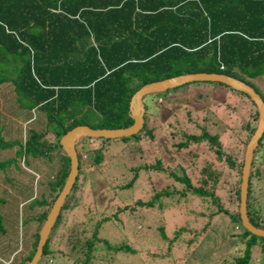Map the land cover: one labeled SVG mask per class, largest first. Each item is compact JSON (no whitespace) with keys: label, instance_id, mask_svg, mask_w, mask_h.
I'll use <instances>...</instances> for the list:
<instances>
[{"label":"trees","instance_id":"16d2710c","mask_svg":"<svg viewBox=\"0 0 264 264\" xmlns=\"http://www.w3.org/2000/svg\"><path fill=\"white\" fill-rule=\"evenodd\" d=\"M192 72L237 78L251 86L264 103V0H0V85L8 89L0 94V181L1 174L7 173V183L19 178L17 166L22 155L24 162L42 168L33 173L37 178L35 192L26 199V244L16 253L14 249L6 257L0 256V264H26L35 252L39 228L69 169L60 136L80 124L91 128L128 126L132 123L129 100L140 86ZM189 83L200 84L196 90L201 101L193 109L186 105L185 112L183 101L175 94L170 98L162 94L177 86L156 93L154 103L159 99L160 110L171 112L166 124L159 119L160 112L147 108L143 97V125L135 133L79 139L75 180L36 264H108L118 252L135 250L127 238H122L126 236L112 243L100 235L105 221L117 218L116 212L125 207H116L112 215L98 212L96 218L89 206L83 212L85 202L100 195L94 189L88 195L83 188L85 154H92L93 168L102 164L106 154L116 158L117 168L110 170L109 176H100L101 183L109 179L106 186L112 187L114 197L133 186L143 173L141 195L147 190L150 195L135 200L139 208L152 211L174 205L186 211V204L195 198L207 202L206 208H213L194 236L208 228L211 218L226 214L240 229L234 243L240 253L227 264H264V237L244 229L238 213L242 149L256 126V106L246 93L222 82L183 84ZM217 89L230 94L229 105L240 106L244 116L238 130L228 127L237 139L227 148L222 147V134L227 131L223 123L230 116L225 117V108L213 105L220 96L215 93ZM181 116L185 119L179 120ZM11 122L21 125L22 134L16 139ZM162 131L170 140L180 136L171 143L175 153L187 149L189 156L196 157L197 151L189 146L197 143L207 154L205 160L198 156L184 163L173 153L164 155L169 139L160 134ZM157 137H163V150L154 145ZM263 142L264 129L252 152L246 192V215L261 228L264 170L260 164L264 161L259 157ZM213 161L224 164L214 168ZM197 162H201L198 175H190ZM111 163L105 172L114 166ZM37 171H42V176H36ZM120 174L122 181L117 179ZM154 176L168 179V185L154 187ZM147 181L152 182L150 189ZM171 195L173 202L166 201ZM68 213L75 218L69 220ZM199 214L204 216L203 211ZM184 228L174 229L170 238L160 224L166 251L158 253L159 257L169 256L175 264L190 257L193 237H184ZM181 244L185 246L181 256L170 254L169 250L182 248Z\"/></svg>","mask_w":264,"mask_h":264},{"label":"rangeland","instance_id":"374dc122","mask_svg":"<svg viewBox=\"0 0 264 264\" xmlns=\"http://www.w3.org/2000/svg\"><path fill=\"white\" fill-rule=\"evenodd\" d=\"M261 84L262 89H264V82H262ZM199 85L200 84L194 85L193 83H189L186 85L183 84L181 86H177L174 91L168 90L167 92L162 94H164L168 98H170L171 94H175L174 97L177 98L178 101H183L181 104L183 107V112H185V110L187 109L186 105L189 104L193 109L201 101L200 92L196 90V86ZM6 87L7 86H5V84L0 85V94L8 90ZM215 93H218V95L220 96L217 97L213 105L225 108L224 110L227 113L225 117L228 115L230 116L229 120H226V123H223V127L227 128V131L225 132V134H222V147L227 148L229 145L232 146L235 143V140L237 139L234 134V131L229 130L228 127H232V130H238L241 126L242 118L244 116L243 113L239 112L241 111L239 105V108H235L234 106L229 105V101L231 100V98L229 97L230 94L226 93V91L222 92L221 89H217ZM156 96V93L146 94L144 96V103L148 109H152V111L154 112H160L159 119L165 121L166 124V121L169 120L171 117V112L165 111V109L160 110V107L157 105L158 101L160 102V100L158 99L157 103H154ZM168 100L169 99H166V102ZM9 108H11L10 112H14L11 106H9ZM235 114L237 115V117L235 116ZM231 115L234 118L230 119ZM181 118L185 119V117L181 116L179 120H181ZM11 123L14 124L13 133L15 135L13 137H15L16 139L22 134L21 125L17 123L19 125L17 127V125H15L16 122ZM189 126H192V123ZM160 134L164 135L165 132L162 131L160 132ZM164 137L168 138L167 135H164ZM161 138L163 137H157L156 142L154 144L157 146V148L160 149H162L163 146ZM178 138H180V136L173 138L172 140L168 138L169 140L168 142H166L167 148L165 150L162 149L163 151H165L164 155L172 156L173 153L177 161L182 160V162L184 163H189L192 159L196 160L198 156L199 159L205 160L204 156H206L207 154L204 149L201 150L202 146L197 143H194L189 146L191 147V149H195V151H197L196 157H193L191 155L189 156L187 149L181 151L180 154L175 153L173 147H171V143L172 141H177ZM75 147H77V145ZM244 147L245 145L242 149V155ZM111 149H114L113 144H111ZM9 150L10 149H8V153ZM261 151H263V153L260 154L259 158L261 159V161H264V144L260 152ZM84 154L82 153V155ZM92 161V154L84 155L85 165L83 166V173L85 177L82 184L83 188H85L88 192V195L90 194L89 190L91 189L97 190L100 195H97V198L94 197L92 199L93 201L89 200L88 202H85V205L83 206V212L86 210L85 207L89 206L91 213H93L96 218V213L98 212H103L105 214L112 215L116 207L119 209L125 207L124 209L122 208L119 212H116L117 218L112 217L111 220L108 219L107 221H105V223L100 229V235L106 237L112 243L120 241L121 236H126L122 238H127L128 241L132 243V247L135 249L134 252H127L123 250L118 252L117 254H115L112 262H109L108 264H175L171 257L166 255L159 257L157 255L160 252L166 251V246L164 245V243H161L164 241H161L162 236L160 235L158 229L160 224H163V227L165 229L164 231L166 235H168L170 238H172V231L180 226L185 227L183 230L184 237H193L192 244L190 245V257L186 261L184 260L179 262V264H227L229 262H232L234 255H238L240 253V250L236 249L234 246V243L237 239L236 234L240 231V229L236 227L233 222L230 221L229 217L226 214H220L211 218L207 226L208 228L205 229V231L201 232L198 236H194V233L200 232L202 230V223L207 220L205 215H207L211 208H213L211 206H209V208H206L208 207L207 202H200L195 198L191 200L188 204H186V211L183 207L178 208L174 205H168L167 207L162 209L154 208L152 209V211L146 210L144 208H139L135 204V200L140 196L145 199V197L150 195V192L148 190L145 195H141L142 191H140V189L142 186L141 182L143 181L141 176H144V174L142 173L139 176V179H137L133 186L127 189L124 188L123 190H120L118 193L119 196L114 197V194L111 192L113 191L112 187H107L109 179H106L104 184L101 183L102 180L100 176L102 177V175H110V170L115 169L116 158L112 160L111 156L109 154H106L104 156V159L102 160V164H100V166L98 167L96 166V168H93V166L90 165ZM112 161H114L115 163ZM14 162L17 163L16 160ZM109 163L113 164L114 166H110V169L107 170V173L105 172L104 168H106ZM200 163L197 162L192 165L193 167L191 169L190 175H198V171L201 168ZM212 164L214 168H219L218 166L224 163H222L221 161H217L215 164L213 161ZM17 169H20L19 178L15 181L10 180L9 183H7L8 180H6L5 178V175L9 173L5 175L1 174V176L3 177V181H0L1 257H6L14 249H16V251L14 252L16 253L22 248L23 245L26 244L28 238V208L26 199L29 197V195L35 192L37 178H33V173L37 169L40 170L42 168H38L33 164V162H24V158L22 155V160L20 163H18ZM260 169L264 170V163L260 164ZM92 170H98L100 174L93 172ZM35 174L36 176H38L39 174L42 176L43 172L41 171L40 173V171H37V173ZM125 175L126 178L129 177L127 172ZM262 175H264V171L262 172ZM117 176V179L122 181L123 176L121 174L120 176ZM42 179L44 178L42 177L41 180ZM113 179L114 178L110 176V181H112ZM151 181L153 182L152 185L154 187L161 188V185H168L169 180L166 178L164 179L163 176H154L152 177ZM151 183L147 181V187H149V189L151 187ZM174 185L178 187L176 184ZM109 191L111 194L109 193ZM33 196H36V194H34ZM173 197L174 196L171 195V200H165L173 202ZM262 203H264V200ZM126 207H130V209ZM202 211L204 212V216L199 214ZM66 217L69 220L71 218H75V216L73 217V214L69 213L68 215H66ZM178 248L179 249L177 250H175L174 248L169 250V252H171L170 254H178L181 256L183 254V250H185V246H182V248Z\"/></svg>","mask_w":264,"mask_h":264},{"label":"water","instance_id":"95a60500","mask_svg":"<svg viewBox=\"0 0 264 264\" xmlns=\"http://www.w3.org/2000/svg\"><path fill=\"white\" fill-rule=\"evenodd\" d=\"M197 80L222 82L230 86L231 88L246 93L256 106L258 112L256 126L253 130V133L249 137L247 143L245 144L243 151V161L241 166L239 183L238 213L240 224L244 229L257 236L264 237V228L254 226L249 221L246 215V192L249 176V167L252 159L253 149L255 148L257 140L261 136V133L264 129V103L261 100L260 96L254 91L251 86L237 78L226 75L224 73L192 72L175 75L157 81H152L140 86L132 94L129 100L128 110L129 115L132 118V123L128 126L117 128H91L87 125L80 124L73 126L60 136L59 144L65 155L69 158V169L61 189L53 200L49 211L39 228L38 241L35 246V252L32 258L26 264H36L39 260L42 253V246L50 232V229L55 221L56 216L58 215L64 198L75 180L78 170V158L75 146L77 145L79 139L81 137L115 138L120 136L131 135L138 131L143 125L144 104L142 102V98L146 94L162 92L167 88H172L183 83Z\"/></svg>","mask_w":264,"mask_h":264}]
</instances>
